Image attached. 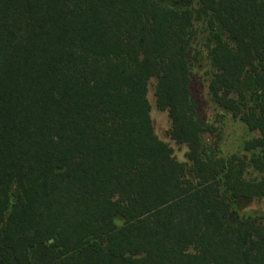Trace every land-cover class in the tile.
Segmentation results:
<instances>
[{
  "label": "trees",
  "instance_id": "1",
  "mask_svg": "<svg viewBox=\"0 0 264 264\" xmlns=\"http://www.w3.org/2000/svg\"><path fill=\"white\" fill-rule=\"evenodd\" d=\"M181 3L0 0V264H264V226L232 205L264 200V0ZM201 18L211 100L259 132L249 161L204 138ZM154 78L187 163L155 133Z\"/></svg>",
  "mask_w": 264,
  "mask_h": 264
},
{
  "label": "rangeland",
  "instance_id": "2",
  "mask_svg": "<svg viewBox=\"0 0 264 264\" xmlns=\"http://www.w3.org/2000/svg\"><path fill=\"white\" fill-rule=\"evenodd\" d=\"M162 5L181 9V0H159ZM196 7L198 4L196 3ZM191 55L194 59L192 92L195 95L199 112L206 122L214 126V132H206L204 138L208 141V147L214 149L217 157L225 159L236 158L247 160L251 153L245 150L247 141L259 136V132H250L247 126L240 120L234 119L228 110L215 105L209 95V82L212 77L208 58V44L217 32L208 22V18L196 20L191 29ZM156 84L154 78L150 82L148 99L151 104V118L156 135L160 140L167 143L174 151V157L182 163H187L188 147L178 144L171 136L172 120L167 111H161L157 107ZM252 170V169H251ZM250 170V171H251ZM255 177V175H254ZM223 190V188H222ZM233 210L241 217H248L264 226V200H240L233 202Z\"/></svg>",
  "mask_w": 264,
  "mask_h": 264
}]
</instances>
